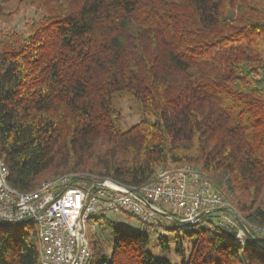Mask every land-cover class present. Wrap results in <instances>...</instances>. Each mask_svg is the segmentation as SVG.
Listing matches in <instances>:
<instances>
[{
	"label": "trees",
	"instance_id": "16d2710c",
	"mask_svg": "<svg viewBox=\"0 0 264 264\" xmlns=\"http://www.w3.org/2000/svg\"><path fill=\"white\" fill-rule=\"evenodd\" d=\"M12 1L0 0L12 188L61 176L138 188L188 165L264 241V0H19L35 14L22 26L4 12ZM124 101L141 117L128 128ZM227 211L195 224L158 214L139 230L101 213L89 220L91 264H264V247L220 225ZM152 234L178 263L150 252ZM0 264H40L35 224L0 221Z\"/></svg>",
	"mask_w": 264,
	"mask_h": 264
},
{
	"label": "built area",
	"instance_id": "2783aa9c",
	"mask_svg": "<svg viewBox=\"0 0 264 264\" xmlns=\"http://www.w3.org/2000/svg\"><path fill=\"white\" fill-rule=\"evenodd\" d=\"M8 178V168L0 157V221L37 226L40 264H91L89 220L101 213L112 217L130 214L141 224L152 225L158 214L171 219L164 206L178 213L182 221L195 224L201 216L226 205L209 181L191 166L160 170L155 181L138 188L111 180L71 186V176H61L41 183L32 192H20L9 185ZM224 219L220 225L226 224Z\"/></svg>",
	"mask_w": 264,
	"mask_h": 264
},
{
	"label": "rangeland",
	"instance_id": "374dc122",
	"mask_svg": "<svg viewBox=\"0 0 264 264\" xmlns=\"http://www.w3.org/2000/svg\"><path fill=\"white\" fill-rule=\"evenodd\" d=\"M4 12L6 14H10L12 12H16L15 15H13V17H16V21L15 23H18L20 26H22V24H24V22L26 21V19H29L31 17H35V14L33 12L32 9L22 6L19 3V0H13L11 3L6 4L4 7ZM17 12H19L17 14ZM122 108V114H123V127L124 128H128L129 126L137 123L141 117L139 115L138 112H133L132 110V106L129 103V101H124L121 105ZM188 166V165H183V166H179V167H171L169 170H173V171H177L180 170L181 168ZM163 208L166 210L167 214L171 213L172 215H178V213H174V211L168 207H164ZM223 209H227V213H224L221 215V220L222 218H225L227 222H225V225L222 226H237L239 228L238 231V239L239 240H244L245 236V232L243 231V229L241 228L239 222L237 221L236 217L239 218V220L241 222H244L243 217L238 213V211L235 209V207H233L232 205H229L228 203H226L225 207H223ZM114 219H117V221L119 223H121L122 225H129L130 227H132L135 230H139L141 229L144 225L141 224L136 218L134 217H130L124 213H120L118 216L114 217ZM224 219V220H225ZM165 221H171L169 218L168 220ZM181 221V220H180ZM156 223V221H155ZM146 226H150L151 228L156 229V225H146ZM161 232H163L162 234L165 235V232L163 231V228H161ZM25 231H28V229H24ZM256 235L263 237L264 236V231H260V230H254ZM88 231V235H89ZM157 234V233H156ZM90 239V238H89ZM152 239V244L149 246L150 252L157 258H163V259H167L169 261H171L172 263H178V257L175 256L174 254V247L172 246V252L170 253H162L159 250V246H157V237L155 236V234H152L151 236ZM260 243L259 245L264 247V241H260L258 240Z\"/></svg>",
	"mask_w": 264,
	"mask_h": 264
},
{
	"label": "water",
	"instance_id": "95a60500",
	"mask_svg": "<svg viewBox=\"0 0 264 264\" xmlns=\"http://www.w3.org/2000/svg\"><path fill=\"white\" fill-rule=\"evenodd\" d=\"M131 191L133 192V194H134L135 196H137V197H138L141 201H143L147 206H150V204H149V203H148V202H147V201H146L141 195H139L138 193L134 192L133 190H131ZM236 219H237V221L239 222V224H240L241 228L243 229V231L245 232V234H247L250 238H252V240H253L255 243L259 244L260 242L252 237V235L250 234V232H249V230L247 229V227L245 226V224H244L243 222H241V221L239 220L238 217H236ZM181 221H182V220H181ZM182 222L186 223L185 221H182Z\"/></svg>",
	"mask_w": 264,
	"mask_h": 264
}]
</instances>
